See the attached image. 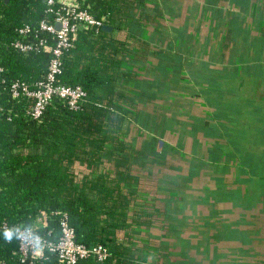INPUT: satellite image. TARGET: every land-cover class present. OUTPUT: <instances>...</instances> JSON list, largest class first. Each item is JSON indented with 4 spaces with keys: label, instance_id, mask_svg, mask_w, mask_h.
I'll list each match as a JSON object with an SVG mask.
<instances>
[{
    "label": "crops",
    "instance_id": "0c3cea01",
    "mask_svg": "<svg viewBox=\"0 0 264 264\" xmlns=\"http://www.w3.org/2000/svg\"><path fill=\"white\" fill-rule=\"evenodd\" d=\"M139 1L114 32L131 40L125 157L157 196L106 264H264V0H196L163 24L162 0Z\"/></svg>",
    "mask_w": 264,
    "mask_h": 264
},
{
    "label": "trees",
    "instance_id": "16d2710c",
    "mask_svg": "<svg viewBox=\"0 0 264 264\" xmlns=\"http://www.w3.org/2000/svg\"><path fill=\"white\" fill-rule=\"evenodd\" d=\"M47 1L0 0V264H63L48 251L22 260L15 235V230H29L57 243L63 223L72 229L76 244L107 253L103 261L89 256L77 264H106L126 254L117 247L118 232L130 218L140 217L150 200L140 190L145 177L125 157L129 108L119 81L127 78L122 58L131 40L114 36L129 31L132 8L140 1H64L103 19V26L85 25L60 57L55 85L82 90L85 96L77 108L54 98L34 119V100L22 94L13 99L10 87L18 83L37 90L46 81L52 56L39 42L53 45L56 38L40 24L53 25L57 14L67 11ZM25 26L30 33L23 38L19 30ZM17 41L32 50L18 51L13 47ZM5 232L12 234L10 239Z\"/></svg>",
    "mask_w": 264,
    "mask_h": 264
},
{
    "label": "built area",
    "instance_id": "2783aa9c",
    "mask_svg": "<svg viewBox=\"0 0 264 264\" xmlns=\"http://www.w3.org/2000/svg\"><path fill=\"white\" fill-rule=\"evenodd\" d=\"M65 0H48L49 6L58 2L63 6L62 10L66 13H58L56 21L53 25L45 23L40 24L42 31L55 35L56 41L50 45L47 41L39 42V47L45 53L51 54L52 58L49 61V69L46 81L39 85L37 90H29L27 87L18 83L10 87V93L13 99L20 97V94L27 98L33 99L34 104L31 108V117L38 119L44 108L54 99L59 98L66 100L71 109H76L78 103L84 98L85 94L80 88H71L61 85H55V78L61 73L60 57L64 50L71 48L74 44V36L85 25L93 26L96 29L103 26V19L96 20L92 15L80 11L75 3L66 4ZM59 25V31L55 30V26ZM30 33L28 26L19 30V35L23 38ZM13 47L22 53H27L32 50L30 44L17 41ZM4 229H6L4 227ZM15 235L18 239V254L22 260L27 258H39L43 251L56 254L58 259L63 264H77L78 260L95 256L97 260L103 261L107 257L104 249L92 248L86 249L78 245L74 241V233L66 224H62L60 239L57 243H49L42 240L39 236L33 234L29 230H15Z\"/></svg>",
    "mask_w": 264,
    "mask_h": 264
},
{
    "label": "rangeland",
    "instance_id": "374dc122",
    "mask_svg": "<svg viewBox=\"0 0 264 264\" xmlns=\"http://www.w3.org/2000/svg\"><path fill=\"white\" fill-rule=\"evenodd\" d=\"M256 1L259 2L260 0H256ZM162 5L165 6V8H162V24L164 23L165 20H169L172 22H176V21H180V20L181 21L182 20L189 21L191 18L192 19L194 18V14L195 15L199 14V6H198L196 0H162ZM176 6H177V10H175ZM178 6H180V8H178ZM165 9L167 11H164ZM169 9H170V11H168ZM165 16H167V18H165ZM185 19H187V20H185ZM162 29H163L164 33L167 31V29L163 25H162ZM131 135H132L131 129H129V130L127 129L126 137H125L126 138L125 141L127 143H129L130 141H133L131 139ZM134 142H136V141H134ZM140 174L143 177H145V178H141V182L139 184L141 187L140 190L142 191V193L145 196H147V198L152 199L153 196L156 197L157 196L156 193H157V180H158V178L156 176H151V177H148L146 179V176L143 175L144 174L143 172H141ZM149 183L151 185H148ZM161 184H162V182H161ZM148 201H150V200H148Z\"/></svg>",
    "mask_w": 264,
    "mask_h": 264
},
{
    "label": "water",
    "instance_id": "95a60500",
    "mask_svg": "<svg viewBox=\"0 0 264 264\" xmlns=\"http://www.w3.org/2000/svg\"><path fill=\"white\" fill-rule=\"evenodd\" d=\"M55 30H56V31H59V25H56V26H55ZM103 30H105V31H109V32H110V28H108V27H103Z\"/></svg>",
    "mask_w": 264,
    "mask_h": 264
},
{
    "label": "clouds",
    "instance_id": "9594fccd",
    "mask_svg": "<svg viewBox=\"0 0 264 264\" xmlns=\"http://www.w3.org/2000/svg\"><path fill=\"white\" fill-rule=\"evenodd\" d=\"M4 235H5V238L10 239L12 234L10 232H5Z\"/></svg>",
    "mask_w": 264,
    "mask_h": 264
}]
</instances>
